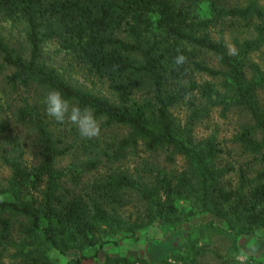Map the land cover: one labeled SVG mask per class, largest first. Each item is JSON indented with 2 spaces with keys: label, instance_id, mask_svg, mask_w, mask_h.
<instances>
[{
  "label": "trees",
  "instance_id": "1",
  "mask_svg": "<svg viewBox=\"0 0 264 264\" xmlns=\"http://www.w3.org/2000/svg\"><path fill=\"white\" fill-rule=\"evenodd\" d=\"M259 1L240 6L227 0H0V19L22 25L27 44L25 55L0 34V56L13 69L11 82L58 89L68 100L90 106L96 117L126 127L113 155L106 152L108 160L119 161L141 144L146 151H169L168 163L177 155L186 163L175 172L155 171L151 164L144 174L113 171L81 186V173L96 169L99 162L88 161L79 169L57 168L56 159L65 149L55 145L37 107L20 108L18 119L37 132L41 161L28 166L15 157H3L11 176L0 192V264H84L85 255L62 263L49 252L95 247L93 256L120 232L134 236L157 218L173 221L180 200L194 202L221 221L200 224L203 228L234 238L259 231L264 237V108L256 94L264 88V70L248 78L246 68L248 54L264 43V8ZM228 17L248 20L246 26L255 34L252 40H234L235 55L222 29L218 37L212 35ZM48 43L63 55L62 73H75L93 85L106 84L111 97L64 80L43 59ZM178 49L187 57L181 66L173 62ZM204 53L213 55L219 67L206 62ZM200 73L220 79L225 95L214 81L195 80ZM194 95L218 97L249 114L254 126L244 127L237 138L248 154L236 167L222 163V149L213 137L196 143L189 127L179 130L171 108ZM8 129L0 122V136ZM253 130H259L261 139ZM128 192L145 203L144 212L133 221H126L118 210L126 205ZM184 247L186 255H172L158 264H196L200 250L192 234ZM104 264L155 263L107 255Z\"/></svg>",
  "mask_w": 264,
  "mask_h": 264
},
{
  "label": "rangeland",
  "instance_id": "2",
  "mask_svg": "<svg viewBox=\"0 0 264 264\" xmlns=\"http://www.w3.org/2000/svg\"><path fill=\"white\" fill-rule=\"evenodd\" d=\"M231 5H245L247 0H227ZM264 8V0L259 1ZM239 18H227V22L220 28L215 27L212 35L216 38L221 29L227 47L230 49L236 45L234 40H252L255 34L246 23ZM258 21L257 18L254 22ZM0 34L7 44L17 52L27 54L24 27L7 20L0 19ZM44 61L49 66H54L61 77L70 84L90 93L111 97L106 84H90L83 77L75 73L64 74L59 67L64 62L63 55L57 50L54 43H48L44 48ZM204 59L211 66L218 68L216 58L204 53ZM248 78L257 76L259 69L264 70V43L247 56ZM13 69L5 64L0 56V122L7 124L9 131L0 136V192L7 186L11 176V169L3 161V157H15L23 164L36 166L41 161V145L37 132L33 125L26 124L18 119L17 113L20 108L29 106L43 116V120L51 133L55 145L65 149V153L56 159L55 166L59 169L81 168L88 161L97 160L99 166L96 169L81 173V186L91 182L94 177L110 172L125 171L130 173H143L151 164L156 171L163 168L168 172L180 171L186 167L181 156H175L173 163H168L165 156L169 151L154 150L146 151L139 144L134 149L127 150L125 158L108 160L106 152L110 156L118 145V140L127 133V128L115 123H110L104 117H97L100 121V134L93 139H82L75 127L67 124H59L48 116L43 103L47 87L36 84H20L10 81L9 76ZM194 79L198 82L205 80L214 81L219 89L220 79H212L206 74H195ZM220 91V89H219ZM220 94L225 95L220 91ZM257 99L264 108V88L257 90ZM195 102L196 106L192 105ZM172 116L179 130L190 128L194 142L213 137L214 142L222 149L219 158L222 163H232L235 167L241 163L248 152L243 150L237 139L243 132L244 127L253 128L254 123L249 114L241 107L225 105L218 97L211 100L203 99L199 95L187 97L171 108ZM191 123V124H190ZM253 136L261 139L259 130H253ZM186 134V133H184ZM147 163V165L145 163ZM138 170V171H136ZM149 176V173H146ZM235 175L232 174L233 178ZM68 176L64 183L70 184ZM126 205L119 210L120 215L127 221H133L144 212L143 203L138 194L128 192L125 195ZM179 215L173 221L157 218L154 222L139 228L136 235L129 232H120L114 236L115 241L105 243L97 253L92 256L95 247L85 249L71 248L65 253L57 250L49 252L50 257L59 262H66L69 258L85 255L84 264H104L105 256H126L129 258L143 257L148 261L158 264L172 255H186L185 244L190 234L196 239L200 255L196 258V264H237L235 256L241 251L250 253L247 264H264V237L262 232L253 235H243L236 238L222 232L201 227L200 224L212 221L215 225H221V221L212 214L196 207L190 200H180L177 203ZM6 263H11L7 258Z\"/></svg>",
  "mask_w": 264,
  "mask_h": 264
},
{
  "label": "clouds",
  "instance_id": "3",
  "mask_svg": "<svg viewBox=\"0 0 264 264\" xmlns=\"http://www.w3.org/2000/svg\"><path fill=\"white\" fill-rule=\"evenodd\" d=\"M232 55L236 54L233 46L230 49ZM187 61L186 55L177 50L173 57L176 66L184 65ZM43 103L48 116L59 124H67L75 127L82 139H93L99 136L101 128L100 121L90 106H81L78 102H72L65 98L58 89L50 88L44 95ZM250 253L241 251L235 256L237 264H247Z\"/></svg>",
  "mask_w": 264,
  "mask_h": 264
}]
</instances>
